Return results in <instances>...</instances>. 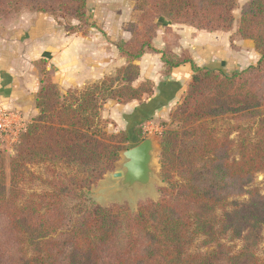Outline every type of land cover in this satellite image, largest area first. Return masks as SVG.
I'll use <instances>...</instances> for the list:
<instances>
[{
	"label": "trees",
	"instance_id": "16d2710c",
	"mask_svg": "<svg viewBox=\"0 0 264 264\" xmlns=\"http://www.w3.org/2000/svg\"><path fill=\"white\" fill-rule=\"evenodd\" d=\"M130 1L134 21L128 25L130 40L117 47L126 61L117 76L61 95L46 60L34 62L37 115L9 159L8 177L0 157V264H264V252L257 254L264 194L252 187L264 173V0H248L238 19L237 0ZM25 13L88 22L86 0H0L2 26ZM160 18L206 31L235 28L236 37L253 42L260 59L227 75L196 67L167 49L159 52L165 76L186 64L192 70L187 92L160 134L166 187L134 213L123 205L100 207L87 194L114 171L130 141L129 134L104 132L101 103L141 101L152 94L131 83L138 77L136 61L158 53L151 41ZM133 134L141 136L137 128ZM39 165L55 177L54 166L69 172L48 182L31 171ZM34 181L47 190L26 192ZM70 200L77 206L73 220L65 212ZM197 239L206 251L189 253Z\"/></svg>",
	"mask_w": 264,
	"mask_h": 264
},
{
	"label": "rangeland",
	"instance_id": "374dc122",
	"mask_svg": "<svg viewBox=\"0 0 264 264\" xmlns=\"http://www.w3.org/2000/svg\"><path fill=\"white\" fill-rule=\"evenodd\" d=\"M248 0H237L236 8L233 10V16L238 19L241 7ZM133 3L130 0H86L87 18L86 25H80L78 22L69 19L55 20L43 14L25 13L20 16V21L2 26L0 24V40L12 41L16 34L22 37L20 32L28 29L30 21H34L37 16L45 17L47 27H51L55 32L53 38L69 40V56H66L64 68H69L74 62L81 64L84 84L82 87L69 90L65 84V75H58L56 67L51 66L54 74L56 86L61 95L68 91L82 90L86 87L99 84L106 78L117 76V71L126 65L124 58L120 57L118 45H122L130 40L128 25L134 21L132 15ZM21 27L19 23L24 19ZM31 18V19H30ZM18 22V23H17ZM49 22V25H48ZM154 29L155 36L151 41L152 48L158 53H149L136 61L138 67V77L133 80L131 86L134 88L145 86L152 90V94H145L141 101H132L129 103H118L116 100H107L101 103L100 120L103 130L107 135L121 136L130 135V141L124 144L125 148H132L146 138L153 140L154 144L160 147V134L169 124L172 113L187 92L188 84L191 81L192 70L189 64V73L185 74L182 69L172 70L168 76H165L161 55L159 52L169 50L177 57L187 56L196 67L210 68L221 71L227 75L234 72H241L247 67L256 66L260 55L254 49V44L249 40H242L235 36V28L232 31H206L200 30L183 22L170 23L165 19H157ZM74 28V33L68 35V31ZM26 33V32H25ZM24 39L20 42L21 48H18L17 54L24 53L27 50L24 47ZM7 41V42H8ZM6 42V43H7ZM64 44V41H63ZM1 49V54L5 51ZM72 50L75 57L73 59ZM65 51V49H64ZM14 56L16 53H12ZM24 54H21L23 56ZM72 58V59H71ZM14 60V59H13ZM17 60V59H15ZM71 60V61H70ZM21 68L28 65L22 61L17 63ZM34 65V64H33ZM66 69H64L66 71ZM173 75V76H172ZM189 75V78L188 76ZM178 78L171 79V78ZM63 78V79H62ZM68 83V81H67ZM119 84V83H118ZM121 84V83H120ZM68 90V91H67ZM20 119L12 129L6 133L0 132V157L4 160L5 171L9 176V159L14 155L17 145L26 126L33 117L23 118L22 111L14 113ZM137 128L141 136L136 137L133 130ZM123 152V151H122ZM121 153V152H120ZM160 150H156L153 162L154 180L151 182L150 190H136L134 194H114L112 174L119 172L118 166L122 162L119 154V161L114 165V171L107 173L103 178L92 186L87 196L88 199L95 202L100 207L126 206L134 213L137 205L144 201H156L159 198L158 189L166 187L160 175ZM35 174H40L48 182L54 179L65 177L69 171L62 166H54L55 176L46 171L44 165L30 168ZM252 187H256L264 194V173L258 174ZM247 187L244 188L246 190ZM28 193L33 191L41 193L47 190L46 185L38 181L30 182L25 186ZM246 197L237 198L238 201L245 200ZM65 212L67 220H73L77 212L76 203L72 200L66 204ZM263 242L257 249V254L263 257L264 252V230L262 232ZM241 243L237 242L239 249ZM201 247V239H197L188 249L189 253L205 252Z\"/></svg>",
	"mask_w": 264,
	"mask_h": 264
},
{
	"label": "crops",
	"instance_id": "0c3cea01",
	"mask_svg": "<svg viewBox=\"0 0 264 264\" xmlns=\"http://www.w3.org/2000/svg\"><path fill=\"white\" fill-rule=\"evenodd\" d=\"M23 19L24 21L22 23L20 22L18 27H21L27 20L25 18H22V20ZM33 20L34 21L29 20L30 24L28 25V29L25 30L26 33L20 32L22 37L19 33L16 34L15 38H13V44H11L12 41L0 40V108L10 110L14 113H20V111H22L23 118L26 119L37 114L34 104L36 95L39 91V75L33 65L34 62L41 59L46 60L47 70L52 72L51 66L54 65L58 71L57 74L60 76L65 75V72H67L64 79L66 81V87L69 90L82 87L84 79H86L82 77L84 68H82L79 62H74L72 66L67 69L64 68L63 64L66 62V56H69L68 43L70 38L64 40L61 36H59V38H53L55 32L53 29H50L51 27H47L45 17L37 16V18ZM22 38H25L23 46L27 48L24 53H21L24 54L23 56L17 54L18 48H21L20 42ZM3 48L5 50L2 51H5V54L4 52L1 54V49ZM12 53H16L15 56ZM72 54V58L77 60L74 50H72ZM21 61L28 66L23 68L18 66L17 63ZM64 69H66V71ZM179 69H182L185 74L189 73L188 66L179 67L174 70ZM187 76L189 78V75ZM171 79L178 80V78L173 77ZM52 82L54 84L56 83L53 72Z\"/></svg>",
	"mask_w": 264,
	"mask_h": 264
},
{
	"label": "water",
	"instance_id": "95a60500",
	"mask_svg": "<svg viewBox=\"0 0 264 264\" xmlns=\"http://www.w3.org/2000/svg\"><path fill=\"white\" fill-rule=\"evenodd\" d=\"M156 150L160 147L153 140L146 138L136 146L120 153L122 162L119 172L112 174L114 194H134L136 190H150L154 180L153 162Z\"/></svg>",
	"mask_w": 264,
	"mask_h": 264
},
{
	"label": "built area",
	"instance_id": "2783aa9c",
	"mask_svg": "<svg viewBox=\"0 0 264 264\" xmlns=\"http://www.w3.org/2000/svg\"><path fill=\"white\" fill-rule=\"evenodd\" d=\"M19 120L14 112L0 108V132L6 133L7 130L9 131L15 124H18Z\"/></svg>",
	"mask_w": 264,
	"mask_h": 264
}]
</instances>
